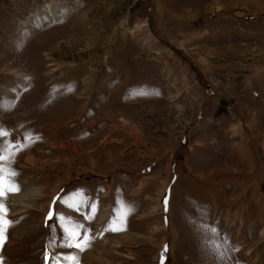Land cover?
Here are the masks:
<instances>
[{
	"label": "rangeland",
	"instance_id": "374dc122",
	"mask_svg": "<svg viewBox=\"0 0 264 264\" xmlns=\"http://www.w3.org/2000/svg\"><path fill=\"white\" fill-rule=\"evenodd\" d=\"M0 131V264H264V0H0Z\"/></svg>",
	"mask_w": 264,
	"mask_h": 264
},
{
	"label": "snow or ice",
	"instance_id": "6c2138e0",
	"mask_svg": "<svg viewBox=\"0 0 264 264\" xmlns=\"http://www.w3.org/2000/svg\"><path fill=\"white\" fill-rule=\"evenodd\" d=\"M0 135H6V133L3 132V131H0ZM4 151H7V149L0 148V153H2ZM5 158L6 157L4 155H0V160H4ZM14 175H15L14 172H11V173L8 174L9 177L14 176ZM5 181H6V177L4 175V171H3L2 168H0V198L5 197L6 194H8V193L19 191V189L14 187L13 184L6 183ZM95 210H96V206L92 205L93 214L95 213ZM130 211H131V209L127 205H124L123 203H121V213L122 214H127ZM5 213H6V209H5L4 205H3V203L0 202V244H2V242H3L2 238H3V233L5 231V228H4V224H5L4 215H5ZM50 217H51V214H50ZM91 218L92 217H89V219H91ZM61 219H67V218L66 217H61ZM114 223H115V221L110 223L109 226L105 229V231H119V230H122V229L113 227ZM82 227H83L82 225L75 224L73 227L66 229V231L68 232L69 238L74 243L77 240V237L80 236L79 229L82 228ZM210 231H212L213 233L216 232L215 229H210ZM90 244H91V238L87 234H84L82 239H80L79 243H75V246L78 247L81 251H83L86 247H89ZM70 259L75 260V257H71ZM162 264H163V254H162Z\"/></svg>",
	"mask_w": 264,
	"mask_h": 264
},
{
	"label": "bare ground",
	"instance_id": "6f19581e",
	"mask_svg": "<svg viewBox=\"0 0 264 264\" xmlns=\"http://www.w3.org/2000/svg\"><path fill=\"white\" fill-rule=\"evenodd\" d=\"M50 17L52 16V15H49Z\"/></svg>",
	"mask_w": 264,
	"mask_h": 264
}]
</instances>
